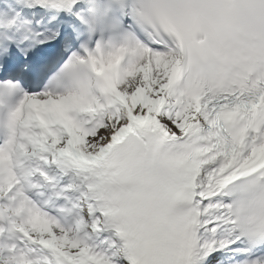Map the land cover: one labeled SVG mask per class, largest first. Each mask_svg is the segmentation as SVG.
<instances>
[{
    "label": "snow or ice",
    "instance_id": "6c2138e0",
    "mask_svg": "<svg viewBox=\"0 0 264 264\" xmlns=\"http://www.w3.org/2000/svg\"><path fill=\"white\" fill-rule=\"evenodd\" d=\"M0 264H264V0H0Z\"/></svg>",
    "mask_w": 264,
    "mask_h": 264
}]
</instances>
